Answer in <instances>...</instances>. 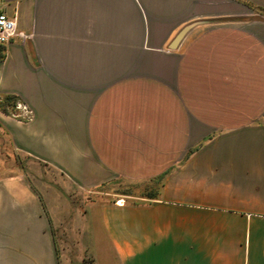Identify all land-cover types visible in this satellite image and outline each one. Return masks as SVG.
<instances>
[{
  "label": "crops",
  "instance_id": "crops-1",
  "mask_svg": "<svg viewBox=\"0 0 264 264\" xmlns=\"http://www.w3.org/2000/svg\"><path fill=\"white\" fill-rule=\"evenodd\" d=\"M250 5L0 0L25 35L0 45V102L33 112L0 129L34 167L0 173V264H63L66 189L96 195L107 264H264V20H230Z\"/></svg>",
  "mask_w": 264,
  "mask_h": 264
},
{
  "label": "rangeland",
  "instance_id": "rangeland-1",
  "mask_svg": "<svg viewBox=\"0 0 264 264\" xmlns=\"http://www.w3.org/2000/svg\"><path fill=\"white\" fill-rule=\"evenodd\" d=\"M250 8H246L244 16L231 18L230 20H264V10L251 5ZM14 105L13 102L10 104L6 103L2 105L0 111L7 116H11L15 113ZM19 167L21 171L34 168L27 157L18 156L13 152L9 137L0 129V173L5 171V173L13 174L16 173ZM45 179L48 181L47 178ZM34 181L38 180L34 177ZM158 189L159 183L157 181L146 182L144 184L122 183L117 184L116 187L111 189L105 188V190L116 192L122 196H154L158 193ZM69 192L70 190L68 189L63 190V193L68 194V215L61 217L62 219L59 221L56 230V241L60 250L62 263L94 264L95 259L96 264H107L110 262V259L107 253L105 255V251H107L109 246L103 236L100 237L101 244H98L96 236L98 235V229H96L93 220H89L86 215V210L96 195L88 194L87 192L83 194H69ZM66 200L64 199L63 201L67 204ZM76 209L80 210L81 216H74L73 211ZM92 255H94V258Z\"/></svg>",
  "mask_w": 264,
  "mask_h": 264
},
{
  "label": "built area",
  "instance_id": "built-area-1",
  "mask_svg": "<svg viewBox=\"0 0 264 264\" xmlns=\"http://www.w3.org/2000/svg\"><path fill=\"white\" fill-rule=\"evenodd\" d=\"M15 37L24 38L25 35L18 31V17L9 18L5 14L0 15V45H8ZM13 116L22 121H30L33 117V112L22 101L17 100L15 105V113ZM120 206V200L116 202Z\"/></svg>",
  "mask_w": 264,
  "mask_h": 264
},
{
  "label": "trees",
  "instance_id": "trees-1",
  "mask_svg": "<svg viewBox=\"0 0 264 264\" xmlns=\"http://www.w3.org/2000/svg\"><path fill=\"white\" fill-rule=\"evenodd\" d=\"M11 102H13L15 105H16V99H14V98H9V99H7L6 101H1L0 102V108L2 107V105H4V104H10ZM14 105V106H15ZM14 109H15V107H14ZM94 263V262H93Z\"/></svg>",
  "mask_w": 264,
  "mask_h": 264
},
{
  "label": "bare ground",
  "instance_id": "bare-ground-1",
  "mask_svg": "<svg viewBox=\"0 0 264 264\" xmlns=\"http://www.w3.org/2000/svg\"><path fill=\"white\" fill-rule=\"evenodd\" d=\"M124 203V201L123 200H120V205H122Z\"/></svg>",
  "mask_w": 264,
  "mask_h": 264
}]
</instances>
